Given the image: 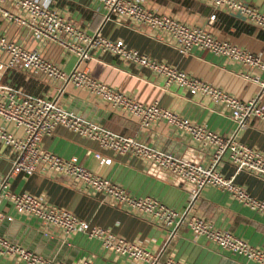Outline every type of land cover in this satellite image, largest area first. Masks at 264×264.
<instances>
[{
  "label": "crops",
  "instance_id": "1",
  "mask_svg": "<svg viewBox=\"0 0 264 264\" xmlns=\"http://www.w3.org/2000/svg\"><path fill=\"white\" fill-rule=\"evenodd\" d=\"M242 1L258 11H264V0ZM143 5L155 13L170 16L186 25L200 27L214 38L228 41L264 60V30L256 28L237 14L213 11L204 0H143ZM51 6L62 17L73 20L86 34L98 32L103 38L121 40L127 47L165 62L240 101L256 97L259 91L258 86L250 80L254 75L263 76L257 69L205 50L192 49L186 54L178 53L169 45L166 37L158 39L143 26L123 19H105L94 0H52ZM3 7L13 10L7 4ZM212 13L215 17L210 21L208 17ZM0 34L24 48L37 50L43 58L56 63L64 72L76 67L137 102H155L224 138L235 127L228 109L223 105L212 102L204 95H190L185 88L176 84L165 85L162 77L109 53L93 50L89 59L78 62L74 54L65 52L52 43H39L31 38L24 27L10 24L1 18ZM0 84L18 87L37 96L56 97L64 109L95 121L117 134L135 137L162 152L200 165L213 163L214 168L223 175H233V180L248 193L264 199V175L246 170L234 171L227 152L214 161L213 148L203 149L187 133L163 121L142 127L135 117L112 108L84 89L66 84L58 91L59 83L29 71L2 69ZM260 102L264 108V96ZM5 128L14 135L20 133L19 129L16 130L11 125ZM236 139L264 154V120H249L244 129L237 131ZM41 146L63 158L76 157L81 165L116 182L134 196H154L178 211L186 203L189 183L131 155H119L100 149L95 142L65 128L57 127L50 135L42 137ZM87 150L110 158V163L102 165L92 155H86ZM9 165L7 152L0 145V173L6 172ZM7 187L15 193L34 194L47 204L70 211L90 225L109 229L139 243L157 253L159 259L171 257L188 264H258L221 248L203 235H193L186 220L176 227L173 236L167 238L168 227L149 215L119 206L67 175L47 170L30 174L17 172L7 177ZM191 211L210 222L213 227L227 230L250 245L264 250V213L233 199L226 191L212 185L203 186ZM0 212L4 214L0 217V233L42 257L65 264H85L84 261L88 264H145L104 248L98 239L88 237L81 231L65 235L60 228L45 225L35 216L17 213L2 196ZM6 215L11 218H6ZM0 264H24V261L0 255Z\"/></svg>",
  "mask_w": 264,
  "mask_h": 264
},
{
  "label": "built area",
  "instance_id": "2",
  "mask_svg": "<svg viewBox=\"0 0 264 264\" xmlns=\"http://www.w3.org/2000/svg\"><path fill=\"white\" fill-rule=\"evenodd\" d=\"M105 19H123L143 26L158 39L166 37L169 45L178 53L186 54L192 49L205 50L229 61L255 68L263 76H252L251 82L259 91L256 97L240 101L224 91L193 78L183 71L157 61L133 48L127 47L121 40L103 38L98 32L91 35L82 31L70 19L62 17L51 6L52 0H0V18L10 24L24 27L31 38L39 43H52L65 52L74 54L77 61L87 60L93 50L109 53L120 60L146 68L164 79L165 85L176 84L185 88L190 95L207 96L212 102L226 107L229 117L234 122L233 131L227 136L208 130L175 112L153 102L142 104L128 97L122 91L90 77L85 71L74 67L64 72L56 63L43 58L35 49L22 45L0 34V70H22L38 74L59 83L61 91L66 84L84 89L112 108L121 110L138 120L142 127L163 121L169 126L187 133L203 149L213 148V160L217 161L227 152L234 171L246 170L264 175V154L251 149L236 139L237 131L244 129L247 122L254 118L264 120V108L260 102L264 96V60L250 51L220 41L202 28L186 25L178 20L155 13L143 5V0H94ZM213 9L237 14L256 28L264 30V11H258L242 0H204ZM5 4L13 10L3 7ZM215 14L208 18L213 20ZM0 145L9 157V168L0 173V196H2L17 213L37 217L45 225L60 228L69 235L81 231L88 237L96 238L101 245L116 253L126 255L132 260L145 264H188L184 261L165 257L159 259L139 243L128 240L111 230L79 219L70 211L47 204L39 197L28 192L15 193L7 187L10 174L22 172L33 173L47 170L55 174L70 176L90 188L94 193L103 195L119 206H124L135 213H144L168 227L167 238L173 236L176 227L186 220L193 235H203L223 249L264 264V250L250 245L244 239L227 230L213 227L210 222L194 215L191 211L199 190L205 185H212L226 191L233 199L249 208L264 213V199L257 198L233 180V175L225 176L214 168V164L198 163L176 157L153 148L141 140L117 134L108 128L83 118L64 109L56 97L46 98L26 93L18 87L0 84ZM11 125L20 130L18 135L8 132L5 126ZM65 128L81 137L119 155H131L145 164L165 169L180 180L190 184L186 203L178 211L164 204L151 195L134 196L125 188L81 165L74 156L63 158L45 150L41 139L50 135L55 128ZM102 165H108L110 158L102 157L97 152L86 151ZM4 216L0 212V217ZM6 218L11 216L6 215ZM0 255H9L24 261V264H65L61 261L45 258L10 241L0 233ZM85 264H88L84 261Z\"/></svg>",
  "mask_w": 264,
  "mask_h": 264
},
{
  "label": "water",
  "instance_id": "3",
  "mask_svg": "<svg viewBox=\"0 0 264 264\" xmlns=\"http://www.w3.org/2000/svg\"><path fill=\"white\" fill-rule=\"evenodd\" d=\"M152 166H154V165H152Z\"/></svg>",
  "mask_w": 264,
  "mask_h": 264
}]
</instances>
